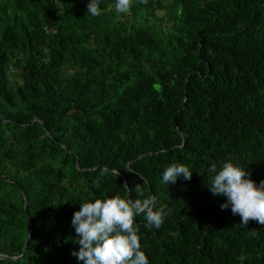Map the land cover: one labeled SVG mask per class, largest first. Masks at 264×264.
Wrapping results in <instances>:
<instances>
[{
    "label": "trees",
    "instance_id": "16d2710c",
    "mask_svg": "<svg viewBox=\"0 0 264 264\" xmlns=\"http://www.w3.org/2000/svg\"><path fill=\"white\" fill-rule=\"evenodd\" d=\"M88 2L0 0V264H83L74 211L136 183L168 213L134 218L148 264H264V224L206 185L264 179V0Z\"/></svg>",
    "mask_w": 264,
    "mask_h": 264
},
{
    "label": "clouds",
    "instance_id": "9594fccd",
    "mask_svg": "<svg viewBox=\"0 0 264 264\" xmlns=\"http://www.w3.org/2000/svg\"><path fill=\"white\" fill-rule=\"evenodd\" d=\"M101 4L102 0H89L86 15H100ZM114 8L117 13H127L130 0H115ZM192 171L186 164L170 163L162 171L161 182L169 185L181 177L189 180ZM208 171V190L226 198L220 205L222 209L230 207L233 214L240 216L242 225H246L250 218L264 224V179L257 183L246 166L231 161L221 162L219 168L212 163ZM132 190L136 193L135 198H125L117 193L80 202L71 219L77 234L74 242L79 245L78 249H73L72 255L78 262L148 264L134 218L143 214L147 225L159 228L168 213L164 208L156 207L153 195H145L141 183H136Z\"/></svg>",
    "mask_w": 264,
    "mask_h": 264
},
{
    "label": "water",
    "instance_id": "95a60500",
    "mask_svg": "<svg viewBox=\"0 0 264 264\" xmlns=\"http://www.w3.org/2000/svg\"><path fill=\"white\" fill-rule=\"evenodd\" d=\"M176 124V123H175ZM140 157V156H139ZM29 236H30V234H29ZM29 236H28V238H29ZM27 242H28V239L25 241V243H24V245H23V248H22V250H21V252L19 253V255L17 256V257H20L21 255H23L24 254V252L26 251V248H27ZM7 258H9L8 256H6Z\"/></svg>",
    "mask_w": 264,
    "mask_h": 264
}]
</instances>
